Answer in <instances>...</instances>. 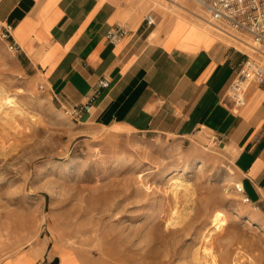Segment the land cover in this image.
Listing matches in <instances>:
<instances>
[{"label": "rangeland", "instance_id": "obj_1", "mask_svg": "<svg viewBox=\"0 0 264 264\" xmlns=\"http://www.w3.org/2000/svg\"><path fill=\"white\" fill-rule=\"evenodd\" d=\"M177 1L186 9L153 0L144 16L157 25L186 15L237 47V69L264 64V53L199 20L194 0ZM23 63L0 29V91L25 111L0 107V264H28L14 255L33 248L37 264H264V212L235 191L217 140L71 118ZM173 177L184 185L173 189Z\"/></svg>", "mask_w": 264, "mask_h": 264}, {"label": "crops", "instance_id": "obj_2", "mask_svg": "<svg viewBox=\"0 0 264 264\" xmlns=\"http://www.w3.org/2000/svg\"><path fill=\"white\" fill-rule=\"evenodd\" d=\"M148 1L0 0V29L11 25L15 54L58 105L83 102L106 78L108 88L85 114L94 122L114 132L217 140L264 212V83L249 84L245 102L236 103L228 86L237 47L186 15L148 25L144 14L150 2L157 6ZM116 23L126 31L110 42L106 31ZM14 256L28 264L43 258L35 248Z\"/></svg>", "mask_w": 264, "mask_h": 264}, {"label": "built area", "instance_id": "obj_3", "mask_svg": "<svg viewBox=\"0 0 264 264\" xmlns=\"http://www.w3.org/2000/svg\"><path fill=\"white\" fill-rule=\"evenodd\" d=\"M201 8L204 20L221 33L227 34L234 39L249 40L252 48L264 53V0H194ZM148 25L154 23L151 14L144 16ZM11 25L1 29L3 38L6 39L7 47L17 52L18 44L11 38ZM126 31L123 23H116L106 31V37L110 42L117 41ZM264 83V64L251 58L240 63L228 91L236 103H244L246 89L249 84ZM109 81L100 78L93 85L83 102L71 106L60 104L61 110L74 119H81L85 114L92 111L97 99L103 90L108 88ZM41 90H45L44 83L39 84ZM235 191L245 203H249L255 210L259 209L257 202L253 201L245 191L243 183L234 185Z\"/></svg>", "mask_w": 264, "mask_h": 264}, {"label": "bare ground", "instance_id": "obj_4", "mask_svg": "<svg viewBox=\"0 0 264 264\" xmlns=\"http://www.w3.org/2000/svg\"><path fill=\"white\" fill-rule=\"evenodd\" d=\"M173 3L175 4V5H177V6H179V7H182L183 9H186L185 8V5L183 4V3H179L177 0H173ZM193 13V12H192ZM195 15L199 18V20H202L204 23L206 22L205 20H204V18H202V16H201V14L200 13H195ZM176 18V17H175ZM207 23V22H206ZM234 39V38H233ZM236 41H238V42H240V43H242V44H246V45H248V46H250L251 48H252V46H251V44H250V41L249 40H239V39H235ZM254 49V48H253ZM257 51V50H256ZM262 54V53H261ZM3 91V90H2ZM2 91H0V107H3V106H5V107H7V109H9V110H12V111H14V112H19L20 114H24V109H22L21 108V106L19 107V105H17L16 104V100H15V98H14V96L13 95H9V94H6V93H3ZM15 95V94H14ZM41 100V99H40ZM7 112V111H6ZM5 114V113H4ZM3 114V115H4ZM7 114V113H6ZM13 114V113H12ZM11 114V115H12ZM26 114V113H25ZM5 116H7V115H5ZM226 166V165H225ZM173 180H172V185H173V189H177L179 186H181V185H184V183L183 182H181V181H179L178 180V178H172ZM224 183L225 184H227V185H230V184H233V183H235V178H232V177H225V179H224ZM238 184H240V182L238 181L237 182ZM171 185V186H172ZM172 189V190H173ZM174 194H175V191H174ZM187 199V198H186ZM187 207V206H186ZM186 210V209H185ZM188 210V209H187ZM173 216H175V215H173ZM175 218H177V217H175ZM216 218V217H215ZM174 218L173 217H171L170 218V220L172 221ZM169 219H168V221H170ZM177 220V219H176ZM176 220H174V221H176ZM167 221V220H166ZM174 221H172L171 223H173ZM167 223V222H166ZM169 226V225H168ZM203 249H205V248H203ZM201 252V251H200ZM204 253V252H203ZM206 253V252H205ZM204 253V254H205ZM201 255H202V253H201ZM203 256V255H202ZM206 257V256H205Z\"/></svg>", "mask_w": 264, "mask_h": 264}]
</instances>
